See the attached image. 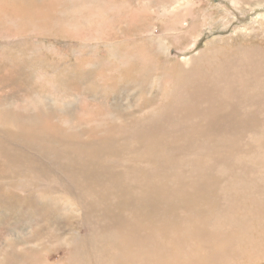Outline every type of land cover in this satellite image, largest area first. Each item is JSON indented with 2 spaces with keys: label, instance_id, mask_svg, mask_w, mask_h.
<instances>
[{
  "label": "rangeland",
  "instance_id": "obj_1",
  "mask_svg": "<svg viewBox=\"0 0 264 264\" xmlns=\"http://www.w3.org/2000/svg\"><path fill=\"white\" fill-rule=\"evenodd\" d=\"M180 1L183 0H0V264H154L153 256L158 253L152 247L162 243L166 246L160 255H172L163 264H188L174 257V250L168 247L180 237L173 238L175 231L187 239L200 240L198 246H203L193 251L199 257L195 264H264V221L260 219L264 213V113L257 109L258 115L254 117L244 106V111L240 110L242 107L237 111L247 117V123H242L246 134L242 143L252 144L248 135L262 133V145H258L255 154L253 150L249 161L238 163L228 154L222 163L217 161L219 164L214 165L209 161L213 155H206L198 164L213 165L216 171L223 172L221 176L219 171L198 176L223 178L222 186L230 192L226 207L214 206L207 196H184L185 186L178 182L173 186L164 180L178 166L190 172L187 153L198 146L174 157L166 143V149L161 145L160 153H155L157 143L152 141L150 131L138 139L133 133L134 130L143 133L149 126L167 129L165 123H155L152 116H160L166 106L180 105L183 98L179 99V95H184L188 103L172 112L177 117L176 128H191L193 122L201 124L179 117L181 112L192 108L203 112L196 107L197 73L208 78L210 74L217 78L226 75L232 81L230 73L246 67L241 55L238 60L235 57L241 53L237 49L257 46L249 44L257 43L264 34V0H241L237 4L240 6L232 0H208L209 3L200 0L202 4L198 7L183 2L179 13H190L186 17L190 23L175 30L179 19L176 12L166 17L160 14L177 7ZM144 3L154 10H146ZM245 29L251 30L253 38L246 40ZM149 34L166 39L170 50L158 49L156 38ZM204 50L223 68L233 64L231 71L217 67L218 72L211 73L201 66L195 73L186 72L187 56L196 61L203 57ZM262 53L264 57V45ZM251 58L246 64L255 66L256 59ZM216 64L215 61L213 65ZM248 98L253 99L251 95ZM151 106L157 107V111ZM227 106L231 108L230 103ZM225 128L230 140L227 142L236 144L235 124L229 122ZM111 133H117L113 147L108 146ZM205 140L212 143L215 139ZM221 149L220 145L218 150ZM234 163L238 165L236 173L232 170ZM105 164L114 168L108 172ZM132 165H136L133 170ZM144 168L161 175V180L148 182L144 189L137 184L132 188L133 194L125 190L124 193L122 187L126 185L119 184V175L130 174L134 178L140 173L135 169L144 172ZM145 194L147 199L134 205L133 201L138 203ZM71 200L78 205L86 202L87 212L80 216L65 207ZM106 203L110 206L108 210L104 208ZM250 207H255V215L248 214ZM214 213L220 214L219 218L213 219ZM132 222L141 227V235L132 232ZM217 224L230 232L223 243L233 240L237 243L229 252L224 251L225 255L222 250L217 253L215 243L208 238ZM247 227L253 232L252 237L241 243L238 232ZM207 228L211 232L204 233ZM170 236L168 241L166 237ZM143 241L147 247H143ZM208 244L213 247H206ZM248 248L257 252L248 253Z\"/></svg>",
  "mask_w": 264,
  "mask_h": 264
},
{
  "label": "bare ground",
  "instance_id": "obj_2",
  "mask_svg": "<svg viewBox=\"0 0 264 264\" xmlns=\"http://www.w3.org/2000/svg\"><path fill=\"white\" fill-rule=\"evenodd\" d=\"M16 1V0H15ZM233 3H235L236 5L239 4L240 2H242L241 0H232ZM28 2V1H27ZM183 2H186V4L190 7H198L200 4V0H183V1H180L178 2V6L177 7H173L172 9L170 10H167V11H164L162 14H160V17H166L168 15V13H175V16H179V19L177 21V27L175 28V30H179L180 29V26H184V25H189L190 23V19H187L186 17L190 15V13L188 12H182V13H179L180 12V7H183ZM206 2L209 3V1L207 0ZM106 4V3H104ZM104 4L102 6H104ZM145 5L144 8H146V10H151L153 9L151 5H148L146 3H144ZM242 4V3H241ZM37 6V5H36ZM237 6H240V5H237ZM33 7V6H32ZM138 7V6H137ZM3 8V6H2ZM107 8V7H106ZM5 9V8H4ZM14 10V8H13ZM39 10V9H38ZM154 10V9H153ZM109 11V10H108ZM135 11V10H134ZM141 11V10H140ZM7 12V11H6ZM159 12V11H157ZM52 13V12H51ZM149 13V12H148ZM28 14V13H27ZM48 14V13H47ZM100 14V13H99ZM159 14V13H158ZM40 15V14H39ZM46 15V14H45ZM51 14H49L48 16H50ZM155 15V13H154ZM8 16V15H6ZM54 16V15H53ZM52 17V16H50ZM110 17V16H109ZM38 18V17H37ZM54 18V17H53ZM176 18V17H175ZM4 19V18H2ZM7 19V18H6ZM43 19H44V16H43ZM45 20V19H44ZM6 21V20H5ZM257 21H260V25H261V20L258 19ZM47 21L45 20V23ZM44 23V24H45ZM176 23V22H175ZM264 24V23H263ZM114 26H117V25H114ZM58 27V26H57ZM56 27V28H57ZM166 27V25H165ZM264 27V26H263ZM103 28V27H102ZM259 28V27H258ZM60 29V28H58ZM63 29V28H61ZM251 29V28H250ZM253 29H257V28H254ZM246 31L244 32V35H245V38L246 40H248L250 37H252V34L253 33H250L251 30L248 32L247 29H245ZM262 30V29H261ZM253 31V30H252ZM263 32H264V29H263ZM83 36V35H82ZM149 37L153 38L155 37L156 40H157V46H158V49H163L165 51H168L170 50V45L167 43V40L166 39H163L161 36H157V35H153V34H149ZM237 37H240V36H236ZM253 38V37H252ZM228 41V40H227ZM237 42V41H236ZM171 44V43H170ZM243 44V43H242ZM244 45V44H243ZM245 45H248V44H245ZM249 45H257L255 47H247L245 49H241V48H238L237 51L238 53L241 52L240 54H237L238 56H235V57H238L237 60L240 58V55H241V59L243 60V62L245 63L246 67L244 69H241V70H237L235 72H233V74L230 73V77H231V80L230 81L229 79L225 78L226 75H223L222 77L220 78H217L215 76V74H210V77H206V75H203V74H198V77L199 79H196V83L199 84V85H196L194 86V88H196V90L198 91L197 92V96H196V107L198 109H202L203 112H200L194 108L193 109V113H192V109H188V110H185L183 112H181L179 114V117H184V118H191V120L193 121L194 120H198L199 122H202L201 124L197 125L195 122H193V125L191 128H188L186 126H184L181 130V128H176L177 125L175 123V121L177 120V117L174 118L172 116V112L176 113L182 106V104L185 102V104H187L188 102H186L184 100V95H179V99L183 98L182 100H180V105H177L176 107L174 106H169L162 111L163 113L160 115V116H152V119L155 121V123H158V122H163L165 123V126L167 129H160L158 127H155V126H149L150 128H145V130L143 131V133H140L138 131H133L134 135L136 136V138L138 139L139 137H142L143 135H145L147 133V130L151 132V138H152V141L157 143V149L155 151V153H160L159 151V147L162 145V148H167L164 144H168V149L171 151V153L173 154L174 157L176 156H179L180 154H182L181 152H183L185 149L187 148H190L194 145L198 146V147H194L193 149H190V152H188L187 154L189 155H193V156H196V158H192L190 157L189 155L187 156V162L188 164L187 165H190L192 170L190 172H186V171H182L180 169V167L178 166L177 167V170H173L174 173L168 175V178H164V180L166 182H171L173 183V186H175L177 184V182L180 184V185H183L185 186V189H183L182 191V194L184 196H198V197H201V198H205L206 196L211 198L212 201H213V205L214 206H220V207H226V205H228V202H229V189L228 188H225L222 186V179H218V178H206L205 176H198L199 174L201 173H204V172H211L212 175H213V171L214 172H218V174L221 176L223 175V172L219 170H215L214 166H210L208 164L206 165H203V166H199L198 164L203 162V157L206 156V155H213V157L209 160L211 162L214 163V165H218L219 162L217 161H220L222 163V161L224 160L225 156L228 155V154H232L231 158L234 159L233 157H235L234 160H236L238 163H246V161L251 158V155H252V152L254 150V154L256 152H258V145H262V133L261 134H258V135H248V137L250 138V140H252V144H250V142H246L247 144L242 143V140L244 139V136L243 135H246L244 133V128L242 127V123L243 121H246V118H243V113H237L238 109L240 107H242L240 110L244 111L243 109V106L245 108H248L250 111V114L253 115L254 117L256 116L255 114H257V109H259V112H263L264 113V99L262 100L261 97L264 96V57H263V53H262V48H263V45H264V34L262 33L260 35V40H258L257 43H252V44H249ZM211 49V48H210ZM235 52V51H234ZM169 54L170 51L168 52ZM236 53V52H235ZM132 55V54H131ZM251 56H253L256 60V63H255V66H252L253 64H251L250 66H248L246 64V62H248L249 60L253 59L251 58ZM190 57V56H189ZM183 58V57H182ZM218 58V57H217ZM251 58V59H250ZM184 59V58H183ZM193 60V57L192 58H186V67L187 69H185L186 72H190L193 73L195 71V69L197 67H201V66H204L205 68H207L208 70H210L211 73H214V72H218V69L220 68L221 71H231L232 67H233V64H231L230 66H225V68L222 67V64L217 61V59L213 56H211V54H208L207 51L204 50L203 52V57L194 61ZM216 61V65H213V63ZM241 61V60H240ZM254 61V60H252ZM202 62V63H200ZM235 64H236V61H234ZM200 63V64H199ZM191 65H192V68H191ZM241 65V64H240ZM239 66V65H238ZM217 67H219L217 69ZM242 67V66H241ZM73 68V67H72ZM121 68V67H120ZM237 69V68H236ZM234 70V69H233ZM177 72V71H175ZM195 73V72H194ZM229 75V74H227ZM208 76V75H207ZM260 80V81H259ZM143 81L147 82L145 79H143ZM158 80H156L155 82H153L152 84L154 83H157ZM239 84H240V87H239ZM162 86L165 87V83L162 82ZM239 87V88H238ZM104 90V89H103ZM249 95H251L253 97V99H249ZM191 96V95H190ZM230 100V102H229ZM231 104V108H229V106H227L229 103ZM102 104V103H101ZM241 105V106H239ZM94 107V106H93ZM226 107L228 110H226ZM149 108H153L155 111H157V107L155 106H151ZM50 111V110H49ZM47 112V111H46ZM147 112H150V114L152 115V111L149 110ZM246 112V111H245ZM51 113V112H50ZM126 113V112H124ZM121 114V113H120ZM261 114V113H260ZM247 115V114H246ZM245 115V116H246ZM250 115V116H251ZM258 115V114H257ZM54 116V115H53ZM55 117V116H54ZM138 117V116H137ZM184 118H180L181 120H184ZM261 117H259L260 119ZM93 119V118H92ZM124 119V118H122ZM240 119V120H239ZM243 119V120H242ZM251 119V118H250ZM249 119V120H250ZM262 119V118H261ZM264 119V118H263ZM113 120V119H112ZM237 120H239V122H237ZM121 121V120H120ZM190 121V120H189ZM251 121V120H250ZM256 121L257 123L259 124L257 118H256ZM262 121V120H261ZM229 122H232L235 124L236 128H235V131H234V134H235V137H236V140H237V143L236 144H229L227 141H230L229 140V136H228V128L226 129L225 126L227 123ZM121 124H122V121H121ZM121 124L118 126L120 129L121 127ZM192 124V122H191ZM189 125V124H188ZM237 125H240V126H237ZM253 125V124H252ZM255 126V125H254ZM257 126V125H256ZM64 127V126H63ZM136 127V126H135ZM110 128V127H109ZM117 128V127H116ZM140 128V127H139ZM229 128H232V127H229ZM249 128V127H248ZM51 129V128H50ZM57 129V128H56ZM61 129V128H60ZM59 129V130H60ZM127 129V128H126ZM48 130V129H47ZM114 129L112 128V131ZM131 130V128H130ZM143 130V129H142ZM231 130V129H229ZM168 131V133H166ZM116 132V130L114 131ZM239 132V133H238ZM168 135L166 136L165 135ZM191 134V135H189ZM230 134H231V131H230ZM255 134V133H254ZM112 137H111V140H110V143L108 146H114L116 141H117V138H114V137H117V133L113 134L111 133ZM188 135V136H187ZM233 136V135H231ZM32 137V136H31ZM56 137V136H55ZM207 137H210V138H214V142L210 143V142H207L205 139ZM59 138V137H58ZM264 140V138H263ZM35 141V140H34ZM37 141V140H36ZM47 141V140H45ZM61 141V140H60ZM218 141L220 142V145H221V150H218V148L220 147ZM50 142V141H49ZM123 142V141H120V143ZM127 142V141H126ZM131 142V141H130ZM134 142V141H133ZM132 142V143H133ZM137 142V141H135ZM204 142V144H203ZM34 143V142H33ZM37 144V143H36ZM35 144V145H36ZM134 144V143H133ZM128 145V144H127ZM130 145V144H129ZM252 145V146H251ZM44 146V145H43ZM52 146V145H51ZM59 146V145H58ZM92 146V145H91ZM230 148H228V147ZM47 147V146H45ZM120 147V146H119ZM56 148V147H55ZM130 150V149H129ZM119 151V150H118ZM126 152V151H124ZM123 153V152H122ZM103 154V153H102ZM257 155V154H256ZM46 156V155H45ZM49 156V155H48ZM52 156V155H51ZM108 156V155H107ZM172 158V157H171ZM35 159V157H34ZM230 159V158H228ZM226 159L225 160V163L226 161L228 160ZM231 159V160H232ZM12 160V159H11ZM32 160V159H31ZM189 160L192 162L190 163ZM256 160V159H255ZM52 161V160H51ZM83 161V160H82ZM101 161V160H100ZM111 160H109L110 162ZM131 161V160H130ZM153 161L154 162H157L158 159L157 158H153ZM23 162V160H22ZM37 162V161H36ZM89 162V161H88ZM165 162V161H163ZM233 162V161H232ZM235 162V161H234ZM40 163V162H39ZM49 163V162H48ZM95 163V162H94ZM114 163V162H113ZM126 163V162H125ZM124 163V164H125ZM224 163V164H225ZM36 164V163H35ZM34 164V166H35ZM224 164L221 166L222 170H224ZM228 164V163H227ZM260 164V163H259ZM40 165H42L40 163ZM106 165V164H105ZM230 165V164H229ZM234 167H232V170L235 171L236 173V170H237V166H236V163H234ZM250 165V164H249ZM33 166V167H34ZM108 166V164L106 165ZM125 166L127 168H129V166H127L125 164ZM136 166V165H135ZM132 165V170L134 169V167ZM256 166H259V165H256ZM37 167V166H36ZM91 167V166H90ZM103 167V166H102ZM124 167V168H126ZM219 167V166H217ZM245 167V166H244ZM42 168V167H41ZM39 169V170H42V169ZM93 168V167H92ZM114 166L111 164L110 166H108L106 169L108 170L109 172V169H113ZM139 168V167H138ZM154 168V167H153ZM155 169V168H154ZM160 169V167L158 168V170ZM252 169V168H251ZM257 169V168H256ZM93 170V169H92ZM127 170V169H126ZM137 170L138 172H140L139 174H137L134 178L130 175V174H127V175H122L120 174L119 175V184H125L126 186L124 187L123 185V191H128L129 193H132L133 192V186H136L137 184L141 185L142 188L144 189L145 186L148 184V182H154V181H160L161 180V175H159L158 173L152 171V170H148L146 168H144V172H142V169H140V171L138 169H135ZM168 170V169H167ZM166 170V171H167ZM171 170V169H170ZM231 170V171H232ZM243 170V169H242ZM250 170V168H249ZM261 170V169H259ZM43 171V170H42ZM41 171V173H43ZM156 171V170H155ZM45 172V170H44ZM233 172V171H232ZM231 174L233 175L234 173ZM36 173V172H35ZM40 173V172H38ZM84 173V172H83ZM123 173H128V172H123ZM135 173V172H134ZM166 173V172H165ZM167 174V173H166ZM254 174V173H253ZM40 175V174H39ZM43 175V174H41ZM45 175V174H44ZM86 175V173L84 174V176ZM111 175V174H110ZM165 175V174H164ZM248 175V174H247ZM83 176V175H81ZM197 176L199 178H197ZM211 176V175H210ZM219 176V178H220ZM256 176V175H255ZM49 177V176H48ZM164 177V176H163ZM165 177H167V175H165ZM254 177V176H253ZM55 178V177H54ZM57 178V176H56ZM62 178V177H61ZM260 178V177H259ZM43 179V178H42ZM42 179H40L42 181ZM81 179H83L81 177ZM225 179V178H224ZM249 179V178H247ZM75 180V178H74ZM226 180V179H225ZM229 180V179H228ZM233 180V179H232ZM244 180V179H242ZM250 180V179H249ZM47 181V180H46ZM64 181V180H63ZM66 181H67V178H66ZM79 181V180H78ZM81 181V180H80ZM54 182V181H53ZM232 182V181H231ZM234 182V181H233ZM262 182V181H261ZM77 183V182H76ZM81 183V182H79ZM169 183V184H171ZM235 183V182H234ZM103 184V183H102ZM107 184V183H106ZM109 184V183H108ZM164 184V183H162ZM224 184V182H223ZM226 184H228V182H226ZM178 185V184H177ZM193 185V187H192ZM254 185L256 186V184H253V187ZM92 186V185H91ZM258 186V184H257ZM260 186V185H259ZM127 187H130V188H127ZM177 187V186H176ZM170 188H171V185H170ZM179 188V187H178ZM192 188V189H191ZM211 188V189H209ZM228 189V190H227ZM114 190V189H113ZM176 190V189H175ZM120 191V190H119ZM119 191H116V193H120ZM124 191V193H126ZM136 191V190H135ZM140 191V190H139ZM241 191V190H240ZM37 192V191H36ZM84 192V191H83ZM88 192V190H87ZM177 192H180L179 190H177ZM244 192V191H243ZM115 193V192H114ZM40 194V193H39ZM51 194V193H50ZM84 194V193H83ZM133 194V193H132ZM180 194V193H179ZM131 195V194H130ZM161 195V194H160ZM236 195V194H235ZM245 195V194H244ZM256 195L258 196V194L256 193ZM255 195V197H256ZM262 195V194H261ZM80 196V195H79ZM95 196V195H94ZM138 196V195H137ZM80 197H83L82 195ZM135 197V196H134ZM172 198V196H170ZM177 197V196H176ZM181 197V196H179ZM261 197V196H260ZM41 198V197H40ZM86 198V197H85ZM153 198V197H152ZM82 199V198H81ZM92 199V198H91ZM145 199H147V195L145 194L139 201L138 203L133 201L134 205H139L140 203L144 202ZM245 199V197L243 198ZM260 199V198H259ZM208 200V199H207ZM180 201V200H179ZM206 201V200H205ZM211 201V200H210ZM218 201V202H217ZM174 202V201H173ZM176 202V201H175ZM208 202V201H207ZM247 202V201H246ZM131 203V202H130ZM97 204V203H96ZM174 204V203H173ZM208 204V203H207ZM212 204V203H211ZM246 204V203H244ZM88 204L85 202L83 203L82 205H78L77 203H75L74 201H70L69 204L65 205V207H68L69 209H72L74 211H76L77 213H79V215H84L87 210H88ZM131 206V205H130ZM175 206V205H174ZM247 206V204H246ZM208 207V206H207ZM83 208H84V211H83ZM98 207H95V209H97ZM106 208V210L110 209V206L109 204L106 203V206L104 207ZM200 208V207H199ZM252 208V209H250ZM249 209V213L250 215H253L255 212H253V208L255 207H250ZM82 209V211H81ZM180 209V208H179ZM51 210V209H50ZM93 210V209H92ZM134 210H137V209H134ZM141 210V209H140ZM197 210V209H196ZM202 210V209H201ZM208 210V209H207ZM81 211V212H80ZM264 211V210H263ZM142 212V210H141ZM203 212V211H202ZM248 212V211H247ZM50 213V212H49ZM135 213V211H134ZM215 214V213H214ZM243 214V213H242ZM128 215V214H127ZM136 215V213H135ZM194 215V214H192ZM220 214H215L212 218L213 219H216V218H219ZM255 215V214H254ZM182 216V215H181ZM184 216V215H183ZM186 216V215H185ZM248 216V215H247ZM205 217V215H204ZM79 218V217H78ZM200 218V217H199ZM85 219V217L83 218ZM149 219V218H148ZM260 219L262 221H264V213L262 215H260ZM221 220V219H220ZM97 221V220H96ZM128 221V220H127ZM131 221V220H130ZM102 222V221H101ZM48 224V223H47ZM203 224V223H202ZM144 225V224H143ZM181 225V224H179ZM196 225V224H195ZM52 226V224H51ZM142 226V225H141ZM213 226V225H212ZM146 227V226H144ZM155 227V226H153ZM178 227V226H177ZM182 227V226H181ZM205 227V225H204ZM228 227V226H227ZM50 228V226H49ZM152 228V227H151ZM150 228V229H151ZM171 228V227H170ZM243 228V227H242ZM241 228V229H242ZM141 227L140 226H137L136 224L133 225V222H132V232L134 231L135 233L139 235L142 234V230H141V233H140V230ZM196 229H198V226L196 227ZM195 229V230H196ZM227 229V228H226ZM226 229H222V224H217L215 225V230L211 233L212 237H208L210 240V242L212 243H215L216 245V248L218 249L217 253L222 250L223 252L224 251H228L229 249L231 250L232 249V246H235L237 243H235V241L233 240L232 242H229V243H223L222 240L224 239H227V237L229 238V233L226 231ZM43 230V229H42ZM148 230V229H147ZM170 230V229H168ZM177 230V229H176ZM92 231V230H91ZM145 236H147V231H145L143 229ZM152 231V230H150ZM157 231V230H156ZM180 231V230H179ZM207 231H210L208 228L207 229H204L203 232L206 233ZM229 231V230H228ZM89 232V231H88ZM126 232V231H125ZM133 232V233H134ZM159 232V231H158ZM169 232V231H168ZM211 232V231H210ZM51 233V232H50ZM97 233V232H96ZM113 233H115L113 231ZM128 233V232H127ZM155 233V232H154ZM163 233V232H162ZM171 233V232H170ZM188 233V232H187ZM186 233V234H187ZM209 233V232H208ZM239 234H241V243H246L247 241H249V239L252 237V234L253 232L249 231V228L247 227L245 231H239L238 232ZM117 234V233H116ZM131 235V233H129ZM152 233H150L151 235ZM198 234V232H197ZM264 234V233H263ZM149 235V236H150ZM156 235V234H155ZM41 236V235H40ZM123 236V235H122ZM134 236V235H133ZM154 236V235H153ZM160 236V235H159ZM180 236V237H178ZM75 237V235H74ZM73 237V238H74ZM148 237V236H147ZM175 237H178L175 239L174 242L172 243H175L174 245H168V247L172 248V250H174L175 253L173 254H176L174 255V257H179L180 259H184L186 262L185 263H188V264H195V261H199V257L195 254H193V251L194 249H197L199 246V242L200 240L198 239H192L190 240L187 239L188 237H186L183 233H180L178 231H175V236H173V238ZM79 238V237H78ZM93 238V237H92ZM104 239V237H101ZM107 239V237H105ZM116 238V237H115ZM127 238H128V235H127ZM143 238V237H142ZM146 238V237H145ZM156 238V237H154ZM169 241V239L171 238L170 237H166ZM235 238V237H234ZM264 238V237H263ZM76 239V237H75ZM83 238H81L82 240ZM95 239V238H94ZM93 239V240H94ZM131 239V238H130ZM144 239V238H143ZM208 239V240H209ZM80 240V238H79ZM99 240V238H98ZM92 241V240H90ZM103 241V240H102ZM101 241V242H102ZM108 241V240H107ZM113 241V240H112ZM117 241V240H116ZM144 241H148V240H144ZM143 241V243H144ZM153 241V240H152ZM151 241V242H152ZM104 242V241H103ZM106 242V240H105ZM111 242V240H110ZM81 243V242H80ZM96 242H94L95 244ZM108 243V242H107ZM149 243V241H148ZM168 243V242H167ZM191 244L192 245V248L193 250H190L187 248V246H189L188 244ZM239 243V244H241ZM253 243V242H252ZM251 243V245H252ZM76 244V243H75ZM82 244H83V240H82ZM111 244V243H109ZM139 244V243H138ZM151 244V243H150ZM211 244V243H210ZM208 244L206 247L208 248H211L213 247L212 245ZM238 244V245H239ZM74 245V244H72ZM78 245V244H77ZM77 245H74V247H77ZM80 245V244H79ZM97 245V244H96ZM95 245V246H96ZM112 245V244H111ZM131 245V244H130ZM153 245V244H152ZM70 246V245H69ZM84 246V245H83ZM91 246V245H90ZM93 246V245H92ZM99 246V245H98ZM107 247V245H105ZM166 246L165 243H162L160 244L159 246H154L152 248L156 249L157 251V255L154 257L153 256V260H154V264H163L165 262V260L170 256L172 255H165V256H161L160 255V250H162V248ZM203 246V245H202ZM200 246V247H202ZM73 247V249H74ZM85 247V246H84ZM102 247V246H101ZM106 247H104L106 249ZM112 248V246H110ZM143 247H147V243H144L143 244ZM199 247V248H200ZM91 248V247H90ZM100 249V247H98ZM128 248V247H127ZM130 248V246H129ZM136 248V247H135ZM207 248V249H208ZM215 248V247H214ZM76 249V248H75ZM74 249V250H75ZM79 249V248H78ZM76 249V251L78 250ZM103 249V250H105ZM7 250V249H6ZM80 250V249H79ZM78 250V251H79ZM102 250V249H101ZM116 250V249H115ZM130 250V249H129ZM135 250V249H134ZM137 250V249H136ZM139 250V249H138ZM151 250V249H150ZM214 250V249H213ZM264 250V249H263ZM5 251V250H4ZM143 251V250H142ZM196 251V250H195ZM221 251V252H222ZM248 253L250 252H254L257 250H255V248H248ZM92 252V251H91ZM124 252V251H122ZM138 252V251H137ZM172 252V251H171ZM204 252V251H203ZM211 252V251H210ZM222 252V253H223ZM229 252V251H228ZM75 253V251L73 252ZM80 253V252H79ZM92 253H95V250L94 252ZM120 253V252H119ZM255 253V252H254ZM264 253V252H263ZM262 253V254H263ZM96 254H99L96 253ZM135 254V253H134ZM144 254V253H143ZM230 254V253H229ZM238 254V253H237ZM259 254V253H258ZM261 254V253H260ZM106 255V254H105ZM108 255V254H107ZM205 255V254H204ZM225 255V252L224 254ZM264 255V254H263ZM74 256V254H73ZM96 256V255H95ZM118 256V255H117ZM130 256V255H129ZM140 256V255H139ZM207 256V255H206ZM86 257V256H85ZM142 257V256H140ZM145 257V256H143ZM147 257V255H146ZM152 257V256H151ZM205 257V256H204ZM249 257V255H248ZM78 258V257H77ZM80 258V257H79ZM84 258V256H83ZM87 258V257H86ZM85 258V259H86ZM103 258V257H102ZM122 258V257H121ZM139 258V257H138ZM44 259V258H43ZM90 259V258H89ZM93 259V258H92ZM96 259V258H95ZM99 259V258H98ZM134 259V258H133ZM137 259V258H136ZM146 259V258H144ZM174 259V258H173ZM201 259V258H200ZM78 260V259H77ZM97 260V259H96ZM118 260V259H117ZM127 260V259H126ZM130 260V259H129ZM143 260V258H142ZM147 260V259H146ZM204 260H206L204 258ZM215 260V259H214ZM73 261V260H72ZM98 261V260H97ZM96 261V262H97ZM131 261V260H130ZM152 261V260H151ZM175 261V260H174ZM246 261V260H244ZM252 261V260H251ZM80 262V261H79ZM134 262V261H133ZM168 262V261H167ZM207 262V261H206ZM214 261L212 260V263ZM243 262V261H242ZM111 263V262H110ZM145 263V262H144ZM215 263V262H214ZM72 264H75L74 262ZM98 264V263H97ZM147 264V263H146ZM152 264V263H151ZM205 264V263H204ZM208 264V262L206 263ZM239 264V263H238Z\"/></svg>",
  "mask_w": 264,
  "mask_h": 264
}]
</instances>
